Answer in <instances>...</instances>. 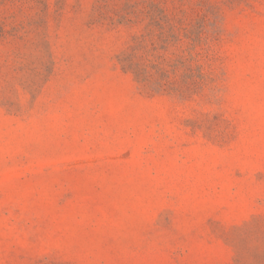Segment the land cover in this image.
<instances>
[{"label":"rangeland","instance_id":"rangeland-1","mask_svg":"<svg viewBox=\"0 0 264 264\" xmlns=\"http://www.w3.org/2000/svg\"><path fill=\"white\" fill-rule=\"evenodd\" d=\"M0 264H264V0H0Z\"/></svg>","mask_w":264,"mask_h":264}]
</instances>
